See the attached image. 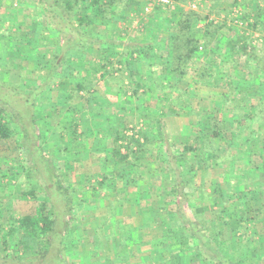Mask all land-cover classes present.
<instances>
[{"label": "trees", "instance_id": "obj_1", "mask_svg": "<svg viewBox=\"0 0 264 264\" xmlns=\"http://www.w3.org/2000/svg\"><path fill=\"white\" fill-rule=\"evenodd\" d=\"M5 1L6 0H0V7H4L3 3ZM188 1L177 0L175 10L172 11V13L170 12L175 22L169 26L170 29L164 30L166 33V37H164L166 42L159 46L152 45L153 43H151L147 47H132L130 51L124 53L128 56H132L134 53L137 57L136 60H138L140 57L145 56L148 50L152 52L153 59L148 62V66L151 70V78L149 81L150 88H148L149 85H146V78L142 77L141 79L137 73L130 74V81L136 84L137 89H139V87L148 88L141 94L135 90V92L128 97V104L132 106L129 109V113L134 115V119L137 122L144 121L143 124H145L144 131H141L139 134V138L141 137L143 141L140 142L139 139L134 138V136L128 137L125 135L127 127L125 128L124 125H121L120 128L113 126V122L116 121L114 115L111 116L107 114L106 118L100 117L99 112L111 108L113 102L109 101L107 97L106 99L99 97L95 90L91 92V86L96 82L97 74H99V82H102L105 86L106 84H114L116 82L114 79L106 78V76L109 74L107 67L111 66L108 57L110 55H117V53L114 54L112 51L104 48L103 44L106 45L107 41L102 36L92 32L94 25H97V27L101 26V24L95 23L96 21L103 23L104 17L109 18L104 11L108 9L113 11L115 7L114 4L111 6L110 0H20L21 6L25 5L26 9L34 11V13H36V21L44 24L40 32L36 33L34 30L31 31L36 34V38L33 40L37 45L34 49L37 50V48H39L40 41L46 39L51 41L55 38L57 40L56 46L58 47L53 46V48L55 50L58 48L57 51L59 54L63 53L65 55L75 48H84L86 52L91 49L98 52V61L96 63L91 62L88 65L90 72L88 74L80 73L78 75V73L75 72L73 76L70 77V75H68L65 77L64 70L69 66V63L66 62V58H63L65 67L62 73L57 74L53 68L58 65L56 62L57 56L55 58L53 57V67H51L52 71L50 73L51 75L56 73L57 78H61L60 80L67 79L69 81L70 79L69 85L73 87V90H67L66 93L65 91H61L60 94L64 96H60L61 100L64 101L63 103L79 98L80 102L78 103L80 106L72 109L73 111L79 112V115L82 114V112H86V115L83 116L86 120H104V122L109 123V130L113 128L112 135L114 142L108 154L105 156L104 162L109 161L112 155L117 159L118 163L124 166L129 160L130 168L135 172L142 166L141 161L144 156H146L147 152L153 149V144L149 142L152 141L154 145H157L155 150L158 153L157 159L166 162L171 168L174 167L173 171L175 174L172 176V190L170 192L173 197H175L173 214L180 219L182 227L181 230H176L174 237L171 235V231H167L165 234V243L168 246L164 245L159 252L158 248H156V250L153 249V254L148 255L149 259L155 261L156 257L163 258L164 255H167L163 258L162 262L158 260L157 264H173V249L177 248L179 251L176 253L175 258H177L178 264H182L181 262L184 261V257L186 258V264L262 263L264 262V256L259 253L261 249V244L259 242L253 241L254 246L251 247V251L249 252L247 247L245 248L246 251L239 255L236 254V250L232 248L235 240L231 239L230 242L229 240L226 241V239L222 240L220 230L222 229L226 232L234 230L233 227L230 226H232L233 222L235 223L236 217L234 216V210L238 200L243 201L248 209H250L256 203L262 202V200L254 197V194L256 196L258 193L264 194V185L257 189L249 187L251 185V176H258L262 173L264 176V55L261 56L256 54L255 46H250L246 43V34H253V32L258 31L262 34L261 36L264 35V8H260L254 1H250L251 5L248 7L249 0H232L233 5H239L243 9V12H241L243 16H237L233 23L241 21L243 24L241 26L237 25L231 27L226 24L225 20L214 24L213 22L207 21V15L194 10H186L184 6ZM7 10H9V8L5 9V11ZM123 11L124 10H121L120 12V16L122 17L125 13ZM157 11H165L168 13L167 9L165 10V8L162 7H158ZM251 15L253 16L251 17ZM12 16L14 18L17 17L16 14L15 16L12 14ZM120 19L124 20V18ZM248 19H251L252 22H247ZM0 22H2V20H0ZM202 23L203 26L199 27L198 25ZM244 23H246V25ZM104 25L105 22L102 26ZM155 28L158 29L157 27ZM4 31L8 30L5 28ZM161 33L162 32L159 30L158 34ZM158 34L154 33V35L161 40ZM0 37L6 38V36L1 35ZM95 45L97 47H95ZM103 52L107 55L105 59L100 57V55H102L100 53ZM156 53H158V55ZM242 58L244 59L243 67L240 68L237 64L238 60ZM136 60H129L128 62L125 55H123L120 56L117 62L121 66H129L134 63L135 66L138 67L140 62ZM140 66L142 67V65ZM113 71L114 70L110 71V73ZM218 77H222L223 80L217 82ZM47 79L48 81L46 84H49V80H51L50 76L47 77ZM189 83H195L210 89L219 87L226 88L227 92L220 95V98L222 97V100L230 105L232 117L227 118L225 114H220L221 117L216 118L213 112L205 114L207 115V119L204 121L205 125L197 128L195 136L190 138L192 144L187 147V150L178 151V149H176L178 146L176 144L177 142L174 143L173 138L172 143L167 141L169 143L167 147L160 143V137L168 134L163 126V119L167 115L173 114L179 117L190 108V104L187 102V99L190 97L189 93L183 89H179L183 84L189 86ZM157 89L160 90L161 93H165L167 89L171 92L167 94V96L163 95L159 98L164 104L157 102L155 108L150 109L149 107L145 108L141 105V102H139L140 104L136 108L134 107L135 101L138 99L142 100L145 96L157 99V96H155V91H157ZM38 92L39 90L36 88L28 95L22 92L15 94L12 88H10V90H5V95H14L17 97L18 100L22 102L21 104L27 107L26 112H28V117L31 113L30 107L35 108L37 104ZM83 92H85L87 96H80V93ZM3 98L5 99V96ZM159 99H157V101ZM170 102L175 104L168 106V104H172ZM179 102L181 103L178 104ZM161 107L164 111L160 110ZM2 111H4V109L1 107V147H3L2 145L5 146L12 136V129L7 122L4 121L5 117ZM217 112L219 111L215 113ZM29 126L31 129L36 127V122L32 118ZM25 128L26 126H24V129ZM73 137L75 136L73 135ZM74 140H76V137ZM180 143L182 144L183 142ZM88 145L89 144H87V146ZM87 146L85 148H87ZM89 146H91V144ZM255 146L261 148L258 154ZM164 147L166 152L163 151ZM3 148L8 149V147ZM103 148L104 146L102 145L101 152L104 151ZM121 149L124 150L122 154L120 153ZM168 150H170V152ZM71 153H73V155L80 154L75 152L73 147ZM164 154H167L165 160L160 159ZM85 155H87V153H85ZM72 158L74 160L76 156ZM233 159H237V161L235 162ZM196 164H199V166L205 170L211 169L215 171L216 168H219L222 164L225 165V169L217 175L223 181L214 182L212 179L210 180L213 185L210 195L217 197V202H221L223 199L227 203H232L231 200L234 201V204L232 203L230 206L227 205L226 209L225 206L221 207L219 212H217L222 221L221 227H219L220 229L218 227L213 228L207 226L205 222L200 223L190 210L189 203L196 199L189 197L186 190L192 188L199 172L195 169L189 170L187 167H189V165L194 167ZM184 165L186 168L180 171L179 168H182ZM49 171L50 172H47V176L50 175V177H47L48 181L57 189V195L66 198V200L63 201L64 213L69 216L72 211V202H70L67 191L60 178L53 170ZM101 176L103 177L102 182L107 180L106 175L101 174ZM212 176L213 175L210 174L208 177ZM132 177L134 176L132 175ZM138 177L139 176L136 178ZM102 182H100V186L103 185ZM254 190L256 192L252 193ZM29 194L34 195L31 191ZM115 194H118V192H115ZM116 196L117 195H115V197ZM50 197L55 198V196L52 195H50ZM205 198H208V196H205ZM49 202L53 203L54 201H52V198L51 200L49 198ZM46 205L45 203H41L39 209L34 213L27 214L16 220L14 226H11L8 232L1 235L3 246L7 247L9 236H14L19 233L25 242L31 243L29 249L33 252V249L37 247V244L34 243L35 240L40 239L43 234L56 233L53 229V221L50 219L49 214L45 213L47 211ZM162 209L160 208V215H164L162 214L164 213ZM237 222L239 226L238 230H241L240 225L242 226L243 224L240 221ZM161 226L164 225L161 224ZM184 230L194 239L191 248H189V245H186L187 242L183 240L182 235ZM208 230H212L214 235L207 233ZM237 240L238 239H236V241ZM174 241L175 243H173ZM22 242L21 240V243ZM248 243L250 244L251 242ZM163 250H165V252H161ZM206 251H210L211 253L209 258H207ZM187 253L189 254L187 255ZM48 257L49 252L47 251L42 258L44 263L48 264ZM165 259H167V261ZM6 263L14 264L15 262L8 260ZM143 263L145 264L144 261ZM57 264H65V262L61 261Z\"/></svg>", "mask_w": 264, "mask_h": 264}, {"label": "rangeland", "instance_id": "obj_2", "mask_svg": "<svg viewBox=\"0 0 264 264\" xmlns=\"http://www.w3.org/2000/svg\"><path fill=\"white\" fill-rule=\"evenodd\" d=\"M225 1L227 3V12H229L230 18L221 14V17H223L222 20H225L227 25L235 27L237 25L236 23H233L232 19H235L237 11H242L243 9L239 5H233L232 0ZM191 2H195L198 5L197 11H200L201 13L206 9L204 7L205 0H189L184 6L186 10H191L189 8V3ZM110 3L112 4L111 6L114 4L115 10H105L104 12L109 18L104 17L103 23L96 21L95 23L101 24V26L97 27V25H94L92 32L102 36L107 42L111 41L114 45L113 47H109L105 44H103V47L108 50L111 49L114 54H119L122 49L120 43L125 40L123 44L127 45L126 38H131L130 36L137 34L135 32L138 28H141L140 23L145 19H148L152 11L148 14L142 13L143 4L140 0H110ZM3 4L4 7H0V20H2V22H0V35L6 36V38L0 37V109L1 107L4 109V111H2L3 116L5 117L4 121H6L12 129V136L5 146L2 145L3 147H8V149L0 146V264H7L6 262L8 260L15 262L14 264H47L44 263L42 259L47 251L49 252L48 264H57L61 261H64L65 264H83L82 258H86L88 264H92L94 260L91 258L90 254H94L95 252L92 247L95 239L102 242V244H105L103 233L105 230L103 228L104 220H102L101 217L112 209L105 205H98L96 198L98 200L99 198H103L105 201L107 200V202H110V206L116 204L115 191L109 188V181L112 179L115 183L117 182L120 184V180L115 176L106 175L105 171L118 172L121 166L123 167L124 165L117 163V159L115 158L113 159V164L109 166H106V163L105 165L104 163H101L99 157H90L88 160L86 157L81 158L78 156L73 160L72 157H75L76 154L73 155V153L70 152L71 149L69 148L67 141H71V145L75 149L74 146L76 140L82 141L83 144L84 142H86L85 144H88L94 141L95 138H97V140L102 139V137L104 138L108 132L105 133V136L104 134L99 136L101 133L99 134L89 131V121L86 120V118H83V116L86 115V112H82V114L79 115V112L72 110L80 106L78 103L80 102L79 98H75L67 103H63L64 101L61 100V97H64L60 94L61 91H65L66 93L67 90L73 88L69 85L70 79L69 81L67 79L60 80L61 78L58 79L56 73L54 75H51L50 73L52 71L51 67H53V57L55 58L56 56V62L58 65L53 68L57 74H61L65 67L63 58H66V62L69 63L68 68L64 70L65 77L68 75L71 77L75 72L83 73L84 70L86 72L89 64L84 61H78V56L80 55V57H83V55H87L88 50L86 52L84 48H75L65 55L63 53L59 54L57 51L58 48L57 50L53 48V46L55 47L57 44L55 38L51 41L49 39L40 41L39 48H37V50L34 49L37 45L33 40L36 38V34L31 31L34 30L36 33L40 32L44 24L37 22L35 16L36 13L26 9L25 5L21 6L20 0H6ZM176 6L173 9L168 10H171L172 13ZM6 8H9V10L5 11ZM121 10H126L127 15L132 12L133 15L127 16L125 14L122 17L120 16ZM12 14H14V16L16 14L17 17L14 18ZM120 18H124V20ZM222 20L219 18L216 20L214 18L207 21L215 24ZM104 22L105 25L102 26ZM247 22L252 21L251 19H248ZM244 24L246 25V23ZM199 25L202 27L203 23ZM5 28L8 31H4ZM246 35V43L250 46H255L256 54L261 56L264 55L262 34L255 31L253 34ZM119 40L122 41L119 43ZM95 47L97 46L95 45ZM91 53H94L96 56L98 55V52L96 51H91ZM243 60V58L238 60L237 65H239L240 68L243 67ZM49 76L51 80H49V84H46L48 81L47 77ZM97 80V84L94 88L98 90L97 94L99 97L106 99L107 95L103 94L104 87L103 83L99 82V75L97 76ZM222 80V77H218L217 82ZM10 88H12V91L15 94L22 92L26 95L31 93L32 90L38 88L39 92L36 100L38 105L36 104L35 108L30 107L31 113L28 117V112H26L27 107L21 104L22 102L18 100L17 97L14 95H5V90H10ZM225 92V90H222V93ZM4 96L5 99L3 98ZM80 96L85 97L87 94L83 92L80 93ZM115 97L118 96L108 95L109 101L112 102L115 101ZM214 112L215 111H213V113ZM224 114L227 118H231V107L226 106ZM126 117L127 118H125V116H119V119L122 122L127 123L129 132L126 130L125 133H129V135L134 136V138L141 139V137L139 138V134L141 131H144L142 124L137 123L129 116ZM31 118L36 122V127L34 129H31L29 126ZM124 123L122 124L124 125ZM99 124L103 125V122H99ZM24 126H26L25 129ZM119 126L121 125L119 124ZM98 132H100V130ZM73 135L76 137V140H74L75 137H73ZM113 139L114 138L112 137V140ZM171 140L172 137L170 141ZM180 141L182 142L183 140ZM111 145L112 143L109 144V146ZM255 148L258 154L261 148L257 146H255ZM84 149L85 148H83V150ZM75 152L79 153L80 150L78 151V149H75ZM157 154V151H154V153L152 152L153 159H148V161L145 162V165L147 166L153 161L155 163L154 166L160 168L161 165L159 164L163 162L157 159ZM233 160L235 162L237 161V159ZM73 166L75 167L74 169ZM196 166H199V164H196L195 168ZM146 168L150 169V165ZM217 169L216 171L212 170V172H215L212 174V177H208L209 175H205L201 170H198V168L195 169L198 170L199 175L195 179L196 182L192 188L187 192L189 197L196 199L189 203L190 210L194 217L200 223L205 222L207 226L213 228L221 227L222 221L220 215L217 213L219 212V209L224 206L226 209L227 205L230 206L232 203L234 204L233 200H231L232 203H227L224 199L221 202H217V197L210 195V191H208V189L213 186L210 181L211 179L214 182L223 181L217 175L225 169V165L222 164ZM49 170H53L64 184L63 186L67 191L68 198L70 199V202H72L70 217L64 213L63 201L66 200V198L57 195V189L48 181L47 177H50V175L47 176V172H50ZM166 170L169 171V174L163 176V179L168 181L169 185H172L171 181L169 182L168 177V175L171 176L172 173H170L169 169ZM161 171L163 172V169ZM145 172L151 173L150 171ZM159 173L158 170L157 174ZM101 174L106 175L107 180L102 182L103 177ZM133 176V178L137 177L136 175ZM150 178H152V184L155 185H159L160 180L162 181L161 175L152 176ZM100 182L103 183L102 186L99 185ZM250 183L251 185H248L250 188L253 187V189H257L262 187L264 185L263 173L258 176H251ZM164 187L165 189H163V192H169L170 186L164 185ZM30 191L33 192L34 195L29 194ZM135 191L136 190L132 188V190H129L128 192L131 193ZM254 192L256 191H252V193ZM119 194L120 193H118V195ZM148 194L149 199L155 198L151 196L154 194L153 190ZM50 195L55 196L56 199L50 197ZM205 196H208V200H205ZM254 197L262 200V202L256 203L250 209H248L243 201L238 200L236 202V208L234 210V216L236 219L235 223L233 222L232 226H230L233 227L234 230L226 232L221 229L220 233L222 235V240L226 239V241L229 240V242L231 239L235 240L232 248L237 252L240 251L241 254L246 251L245 248L247 247L248 251H251V247L254 246L253 241L259 242L261 244L259 253L264 256V194L258 193L257 196L254 194ZM49 198L50 200L52 198V201L54 202L50 203ZM174 199L175 197L173 196L164 197V209L166 211V214L164 215L168 218H173L174 216L173 208L168 205V202H171L170 200L175 201ZM41 203L47 204V211L45 213L49 214L50 219L53 221V229L56 233H46L43 234L40 239L35 240L34 243L37 244V247L33 249V252L29 249L31 243L25 242L19 233L14 236H9L7 247L3 246L1 235L8 232L11 226H14L16 220L27 214H32L39 209ZM123 203L126 208V211H121L122 218L120 220L123 224L129 223L130 225L136 224L137 226H142L141 222L143 217L148 214L149 211L154 210V207L146 208V206H143L139 209L134 207L136 214L131 215L127 202L123 201ZM139 220H141V222ZM237 221H240L243 224L242 226L240 225L241 230H238L239 226L237 225ZM118 224H111L108 229L114 236L117 235L115 229ZM165 228V225H159L158 228H154V234H156L158 238H154L153 240H143L140 242L141 245L137 247V252H132L134 249L132 241L130 240L128 244L129 248L127 247L129 254H131L130 258L138 262L141 259L140 253L146 255L149 250H156V248H158V252L162 250L164 245H166ZM177 229L181 230V227H178ZM146 230L144 228L141 229L143 232H148V229ZM207 233L214 235L212 230H208ZM116 237L117 238L114 240L116 243H120V247L121 245H124L128 239L125 238L122 241L120 237ZM236 239L238 240L236 241ZM21 240L23 241L22 243ZM109 242L110 241H108V244ZM248 242L251 243L249 244ZM192 243L193 241L190 240L189 245L191 246ZM126 250L127 249H125V251ZM165 250L161 252H165ZM106 252L102 255L104 257H111V253H109L108 250ZM94 255L98 254L95 253ZM206 255L207 258H209L211 256L210 251H206ZM165 256L167 255H164L163 258H165ZM125 257L126 256L123 255L119 256L121 260ZM142 258L145 264H157L158 260L161 262L163 261V258L161 257H156L155 261L152 259L148 260V255ZM165 260L167 261V259ZM258 264H264V262H259Z\"/></svg>", "mask_w": 264, "mask_h": 264}, {"label": "crops", "instance_id": "obj_3", "mask_svg": "<svg viewBox=\"0 0 264 264\" xmlns=\"http://www.w3.org/2000/svg\"><path fill=\"white\" fill-rule=\"evenodd\" d=\"M250 1H254L257 3V5L260 8H264V0H249L248 2V7L251 5ZM196 2V1H195ZM204 3V2H203ZM207 3V6H206ZM205 10L204 12H202V14L204 13V15L208 16V20L210 19H223V17H221L223 15L228 16V18H230L228 8H227V3L225 0H205ZM247 7V10H248ZM158 7H154L152 10V13L150 15V17L148 19H145L143 22L140 23V29L138 28L136 30L135 35L130 36L131 38H126L128 43L127 45H124L123 42H125V40L123 42H121L122 40H119L120 46H122V49L120 51L119 54H115V55H110L108 57V59L111 62V66L107 67V70L111 71L114 70L113 72H109V74H107L106 78L109 79H114L116 82L114 84L110 83V84H106V86L103 84L104 87V91L103 94H107V95H114V96H118L115 97V101L113 102V104L111 105V108L109 109H105L103 112H99L100 113V117H105L107 116V114H110L111 116L114 115L116 121L113 122V126L114 127H121L120 125H123L119 116H125V118H127L126 116H129L131 118L134 119V115L132 113H129V109L130 107H132L130 104H128V97L130 95H132L135 90H137V92L139 94H141L143 91L147 90L148 88H150L149 85V81L151 78V70L148 66V62L152 61V52L148 50V53L145 56L140 57V59L136 60L137 57L136 55L133 53L132 56H128L127 54H124L127 51H130L132 49V47L136 48V47H142V46H148L149 44L153 43L152 45L155 46H159L160 44L166 42L165 38L166 37V33L164 32V30L170 29L169 26L175 22L174 17H172L173 15H171V10H168V13L161 12V11H157ZM166 10V9H165ZM124 14L123 15H127L126 10H124ZM200 12V11H198ZM241 12H243V10H239L237 11V16L241 17V15L243 16V13L241 14ZM123 13V12H122ZM133 15L132 12L127 15V16H131ZM253 15H251L252 17ZM213 17V18H211ZM221 17V18H220ZM225 17V16H224ZM252 19V18H251ZM234 21V19H232ZM250 20V19H249ZM221 22V21H220ZM199 27H201L200 25H198ZM155 27H157L162 33L158 34V29H156ZM107 28V27H106ZM154 33H157L158 36L160 35L161 40L159 37L155 36ZM153 34V37H152ZM263 38V39H262ZM262 40H263V47H264V35L262 36ZM116 41V40H115ZM107 46L109 47H113V43L111 41L106 43ZM124 45V46H123ZM107 49V48H106ZM108 50V49H107ZM93 51V50H91ZM91 51L87 52V55H83V57H80V55L78 56V61H84L87 62L88 64H90L91 62H97L98 58L97 56L93 53H91ZM110 51H112L110 49ZM111 53V52H110ZM114 53V52H112ZM102 55H100L101 58L105 59V57L107 56L106 53H100ZM158 55V53H156ZM125 55V58H127L128 62L129 60H136L138 62H140V64H138V67L135 66V64L133 63L132 65L129 66H121L118 64L117 60L120 58V56ZM86 58V59H85ZM100 58V59H101ZM79 65V64H78ZM142 65V67L140 66ZM140 66V67H139ZM88 67V66H87ZM154 70V69H153ZM89 69L86 71L85 70L82 74H88ZM134 74L137 73V75H139L142 79V77L146 78V85H149L148 88H144V87H139V89H137V86L135 83H131L130 81V74ZM80 74V72L78 73V75ZM111 74V77H110ZM99 74H97L98 76ZM96 76V78H97ZM97 81L95 83H93L91 86V92L93 90H95V92H98V90H96L95 85L97 84ZM100 81V80H99ZM118 81V83H117ZM179 89H183L184 91H187L189 93V98L187 99V102L190 104V108L188 110H186L184 113L181 114V116L177 117L173 114L167 115L164 119H163V126L165 128V130L167 131V135L165 134L164 136L160 137L161 140V144H164L168 147L169 145V141L171 139V137L173 138V142L176 143L178 151H183V150H187V147L192 144V141L190 140L191 137L195 136L197 128L205 125L204 121L207 119V115L205 114H209L212 113L213 111H219L217 113L214 112V115L216 116V118H220L221 115L220 114H224V111L226 109V106L230 107V105L224 102V100H222L223 98H220V95L225 94L226 88L224 87H219V88H215V89H210L208 87L202 86V85H198L195 83H189V86H185L183 84L182 87H180ZM221 90V91H220ZM222 90H225V93H222ZM220 91V92H219ZM149 93V92H147ZM170 90H166L165 93H161L160 90L157 89V91H155V96H157V99L161 98V96L170 94ZM209 95V96H206ZM160 96V97H159ZM206 96V97H205ZM108 98V96H107ZM156 98H149V96H145L143 97L142 100L138 99L135 102V108L140 104L139 102H141V105L144 106L145 108L149 107L150 109L155 108L157 102L160 104H164L163 101L161 99H159L157 101ZM112 102V101H111ZM172 104H168V106H171L175 103L170 102ZM181 102H179L178 104H180ZM161 111H164V109L161 107L160 109ZM135 120V119H134ZM119 121V122H117ZM125 121V119H124ZM136 121V120H135ZM99 122H103L102 124H99ZM137 122V121H136ZM148 122V121H147ZM119 123V124H118ZM126 123V122H125ZM124 123V125H125ZM142 124L143 127H145L144 121L142 122H137ZM151 126V124H150ZM124 127H128L127 123ZM90 132H94V133H101L99 136H102L106 133V136L102 139L97 140V138H95L94 141H92L91 143H88L89 145L91 144V146H87V144H85L86 142H84V144L82 143V141H76L75 142V149H78V151L80 150V154H76V157L81 156L82 157H86L88 158V160L90 159V157H99V159H101V163H106V166L108 165H112L113 162V158L114 156H111V160L110 161H106L104 162L105 156L108 154L110 148L113 145L114 140H112V131L113 128L111 130H109V123L108 122H104V120L101 121H96L94 119H91L89 121V127H88ZM100 130V132H98ZM127 131L129 132L128 128ZM103 132V133H102ZM126 136H130L129 133H125ZM171 137H168V136ZM189 137V138H188ZM106 138V139H105ZM141 142L142 139H139ZM183 140L182 144L180 143ZM190 140V141H189ZM168 141V142H167ZM74 142V141H73ZM150 143L153 144V149L150 150L149 152H147L146 156H144V158L142 159L143 161V165L140 167L139 170L135 171L131 170L130 168V162L129 160L125 163V166H121V168L119 169L118 172H111V171H105L106 175L109 176H115L117 177L118 180H120V184H118L117 182L115 183V181H113L112 179H110L109 181V185L111 189H113L115 192L120 193L115 194L117 195V197H115V201L116 204L110 206V202H107V200L105 201L103 198H99V200L96 198V201L98 202V205H105L108 207H111L112 209L110 211H108L104 216H102V220H104V241L105 244L102 242H99L95 239L92 247L93 250L95 251V253H97L98 255H94V254H90L91 258L94 260V262H92V264H144L143 263V258L144 256H147L149 254H153V249L149 250V252L146 255H141V259L136 262L134 259H131V254H129V250H128V244L129 241H132L133 244V251L135 252L137 250V247H139L141 244L140 242H142L145 239H150L153 240L154 238H158V236L156 234H154V228H158V226L161 224L165 225L166 228L164 229L167 233V231H171V235H175L176 230L178 227H182V224L180 222V219L177 218L176 215L173 216V218H168L166 217V215H160V208L164 211V213L162 214H166V211L164 209L165 206V200L164 197L167 196H173L171 193H169L172 189L171 186L169 185L168 181L163 179V176H166V174H169V171L166 169L170 170V173H172V175H174V167L171 168L169 164H167L166 162H163L159 165H161L160 168H157L155 165V163L152 161L150 162L147 166L150 165V169H147L145 162L148 161V159H153L152 156V152L154 153V151L157 148V145H154V143L152 141H149ZM172 143V140L170 141ZM112 143L111 146H109V144ZM67 144H69V148L72 149V145L70 143V141H67ZM102 145L104 146V151L101 152V148ZM181 145V146H179ZM87 146V148H85ZM83 148H85L83 150ZM98 150V151H95ZM84 151V153H83ZM124 150L121 149L120 153L122 154ZM164 152H166L165 147L163 149ZM170 152V150H168ZM71 152V151H70ZM85 153H87V155H85ZM165 157H167V154H164L163 157H160V159L165 160ZM98 159V158H97ZM145 160V161H144ZM141 161V162H142ZM116 163V162H114ZM118 163V162H117ZM191 164V163H189ZM75 165V164H73ZM75 167L73 166V169ZM179 168V167H178ZM186 166L184 165L182 168H179V170H183L185 169ZM189 170H192L195 168L191 167L189 165V167H187ZM201 170L205 175H210L213 174L215 172H212L211 169H203L201 166H196L195 169ZM163 169V172L161 171ZM217 169V168H216ZM159 170V174L158 173ZM197 170V172H198ZM145 171H150L151 173H146ZM218 173V172H217ZM139 176L138 178H133L132 175ZM156 175H161L162 177V181L160 180L159 185H155L152 184L151 180L152 176H156ZM171 175V176H172ZM171 176L169 177V182L171 181ZM157 179V178H156ZM155 179V180H156ZM159 180V179H158ZM173 180V179H172ZM167 182V183H166ZM172 184V183H171ZM165 186H170L169 187V192L164 193L163 189H165ZM134 190H136L135 192H131L129 193V190H132V188ZM153 190L154 194L151 195L152 197L155 198H151L149 199V192ZM212 189H208V191H211ZM160 191V194H159ZM188 192V190H186ZM210 193V192H209ZM163 194V195H161ZM119 196V197H118ZM160 196V197H159ZM171 199V198H170ZM205 200H208V198H206ZM211 200V199H210ZM123 201L127 202V206H129V210L131 212V215L136 214V210L134 209V207L136 209H139L141 207H145L149 208V207H154L153 211H149L148 214H146L145 212L141 211L142 213H145L146 215L143 217L142 222L141 220H139L142 223L141 225H136V224H132L130 225L128 224H123L121 223L122 221L120 220L121 217V211H126V208L124 207L125 204L123 203ZM171 202H168V205L171 206L173 209L175 208V203L174 201L170 200ZM144 203V204H143ZM110 204V205H109ZM139 206V207H137ZM147 212V211H146ZM124 213V212H122ZM162 222V223H161ZM122 225H120V224ZM111 224H118L116 226L115 229V233H117V235H113L111 231H109V227L111 226ZM144 228L145 230L148 229V232H143L141 231V229ZM147 231V230H146ZM109 232V233H108ZM238 232V231H237ZM120 237L123 241V239L128 238L127 240V244L124 243V245H121L120 247V243H116L114 239H116L117 237ZM183 240L187 242V246L190 244V240L194 241V239L192 238V236L186 232L184 230L183 232ZM172 237V238H173ZM108 241L109 244H108ZM175 243V241L173 242ZM128 247V248H127ZM186 247V246H185ZM95 248V249H94ZM107 248V249H106ZM189 248H191V246L189 245ZM102 251H101V250ZM125 249H127L125 251ZM109 251V253H111V257H104L102 254L105 253L106 251ZM101 251V252H100ZM179 251V249L175 248L173 249V256L172 259L173 264H178L179 262L177 261V258H175L176 253ZM137 252V251H136ZM237 252V251H236ZM107 253V252H106ZM108 253V255H109ZM189 253H187L188 255ZM236 254L241 255V252L238 251ZM118 255V257H116ZM126 256L125 258H123V260H121L119 258V256ZM135 255V254H133ZM134 257V256H133ZM130 258V261H129ZM194 259V258H192ZM200 259V258H199ZM119 260H121L120 262H118ZM150 260V259H148ZM83 264H88L86 258H82ZM178 262V263H177ZM186 264V258L184 257V261H182L181 263ZM148 264V263H147Z\"/></svg>", "mask_w": 264, "mask_h": 264}, {"label": "built area", "instance_id": "obj_4", "mask_svg": "<svg viewBox=\"0 0 264 264\" xmlns=\"http://www.w3.org/2000/svg\"><path fill=\"white\" fill-rule=\"evenodd\" d=\"M143 4L142 6V13L148 14L150 13L154 7H162L165 9H173L177 1L176 0H140ZM198 5L195 2L189 3V8L191 10L197 11ZM237 14H235V18ZM236 25L241 26L243 23L241 21H236Z\"/></svg>", "mask_w": 264, "mask_h": 264}]
</instances>
